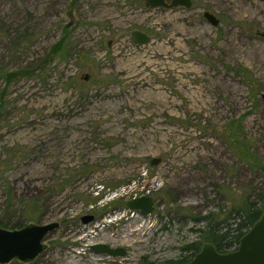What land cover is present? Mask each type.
Returning <instances> with one entry per match:
<instances>
[{
    "label": "rangeland",
    "instance_id": "obj_1",
    "mask_svg": "<svg viewBox=\"0 0 264 264\" xmlns=\"http://www.w3.org/2000/svg\"><path fill=\"white\" fill-rule=\"evenodd\" d=\"M192 3L0 0V221L60 224L30 264H176L197 217L264 191L237 148L264 167V1Z\"/></svg>",
    "mask_w": 264,
    "mask_h": 264
},
{
    "label": "water",
    "instance_id": "obj_2",
    "mask_svg": "<svg viewBox=\"0 0 264 264\" xmlns=\"http://www.w3.org/2000/svg\"><path fill=\"white\" fill-rule=\"evenodd\" d=\"M148 8H177L190 9L192 0H144ZM264 1V0H262ZM204 18L217 27L219 19L210 12L204 13ZM134 42L138 45L147 44L150 37L140 31L132 32ZM87 79V78H86ZM264 101V94L262 95ZM160 159L152 161L157 166ZM127 208L130 211H139L144 215H150L155 211V200L152 197H139L128 201ZM95 222L93 215L81 218L83 225ZM60 228L57 222L45 225L28 224L17 230H8L0 227V264H10L19 261L24 264L34 262L46 249L45 237ZM91 249L98 254L108 257H125L124 248H113L106 244H95ZM184 264H264V211L259 220L241 238L238 249L229 253H220L212 243H205L195 257Z\"/></svg>",
    "mask_w": 264,
    "mask_h": 264
},
{
    "label": "trees",
    "instance_id": "obj_3",
    "mask_svg": "<svg viewBox=\"0 0 264 264\" xmlns=\"http://www.w3.org/2000/svg\"><path fill=\"white\" fill-rule=\"evenodd\" d=\"M63 41H60L62 43ZM58 46L51 51V56H56ZM19 77V73H10L6 80L10 81ZM242 124L238 121L236 128L232 130V136L237 144V137L242 131ZM240 143V142H239ZM239 157L251 166L261 169L264 172V167L260 165L258 158L248 149L249 146L241 147L238 145ZM243 148V149H242ZM264 211V191L260 190L254 194H248L241 201H236L226 213L221 216L219 213H212L204 217H197L196 223L204 224L201 229L193 230L199 233L200 240L188 244L183 247V252L187 257L177 262L176 264H184L191 261L198 254L205 243H212L218 252L229 253L238 249L241 238L252 228L259 220ZM1 228L18 229L22 228L20 224H10L0 221ZM10 264H23L13 261ZM30 264V263H29ZM151 264V263H146ZM171 264V263H169Z\"/></svg>",
    "mask_w": 264,
    "mask_h": 264
},
{
    "label": "built area",
    "instance_id": "obj_4",
    "mask_svg": "<svg viewBox=\"0 0 264 264\" xmlns=\"http://www.w3.org/2000/svg\"><path fill=\"white\" fill-rule=\"evenodd\" d=\"M143 176L145 177L146 174L143 175ZM157 186H159V185H157ZM126 190H127V187H122L119 191H117V192L114 193V197L117 196V195H120V194H122V193L127 192ZM137 196H138V194H135V196H133L132 199L139 198V197H137ZM140 197H151V196H150V190H148V191H146L145 193L141 194Z\"/></svg>",
    "mask_w": 264,
    "mask_h": 264
},
{
    "label": "flooded vegetation",
    "instance_id": "obj_5",
    "mask_svg": "<svg viewBox=\"0 0 264 264\" xmlns=\"http://www.w3.org/2000/svg\"><path fill=\"white\" fill-rule=\"evenodd\" d=\"M132 200V199H131Z\"/></svg>",
    "mask_w": 264,
    "mask_h": 264
}]
</instances>
